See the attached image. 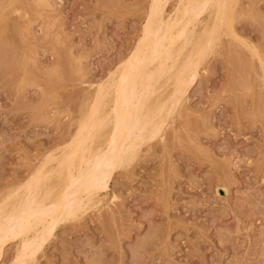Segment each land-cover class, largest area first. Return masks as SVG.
<instances>
[{"label": "rangeland", "instance_id": "1", "mask_svg": "<svg viewBox=\"0 0 264 264\" xmlns=\"http://www.w3.org/2000/svg\"><path fill=\"white\" fill-rule=\"evenodd\" d=\"M32 1L3 0L0 14V199L75 127L85 99L133 48L149 3ZM234 5L238 39L248 41L222 36L163 138L113 171L98 207L57 225L38 264H264V0Z\"/></svg>", "mask_w": 264, "mask_h": 264}, {"label": "bare ground", "instance_id": "2", "mask_svg": "<svg viewBox=\"0 0 264 264\" xmlns=\"http://www.w3.org/2000/svg\"><path fill=\"white\" fill-rule=\"evenodd\" d=\"M34 1L42 8H51L53 4L49 0ZM169 1L149 0L144 23L133 48L85 99L75 127L61 135L63 137L58 146L47 152L29 170L27 177L6 188L5 196L0 199V262L6 246L15 243L13 257L7 264H36L38 252L61 221L75 220L91 207H98L109 188L113 171L128 167L142 143L163 138L167 128L166 118L173 114L176 107H181L200 73L201 64L221 45L222 36L228 35L233 39L240 36L234 28L237 13L234 4L237 0H178L173 11L167 9ZM4 6L3 0H0L1 15ZM242 40L243 43L248 41L244 42L245 38ZM247 48L253 56L258 55L255 48ZM260 60L264 80V60ZM256 106L259 109L258 104Z\"/></svg>", "mask_w": 264, "mask_h": 264}]
</instances>
